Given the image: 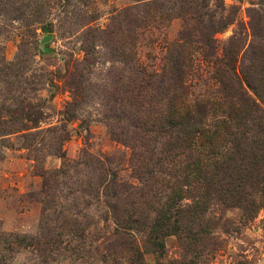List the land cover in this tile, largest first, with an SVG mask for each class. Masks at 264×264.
<instances>
[{
  "label": "rangeland",
  "instance_id": "1",
  "mask_svg": "<svg viewBox=\"0 0 264 264\" xmlns=\"http://www.w3.org/2000/svg\"><path fill=\"white\" fill-rule=\"evenodd\" d=\"M228 62L264 84L263 0H0V264H137L117 230L191 203L211 148H244L237 172L264 177L263 123L225 129L209 110L201 134L167 132L185 105L227 95ZM259 187L252 213L215 195L208 235L203 223L153 252L137 231L145 263L264 264Z\"/></svg>",
  "mask_w": 264,
  "mask_h": 264
},
{
  "label": "trees",
  "instance_id": "2",
  "mask_svg": "<svg viewBox=\"0 0 264 264\" xmlns=\"http://www.w3.org/2000/svg\"><path fill=\"white\" fill-rule=\"evenodd\" d=\"M230 61L233 60L231 59ZM175 68V72H177L183 69V66L177 65ZM224 69L229 76L224 74L219 75V81L225 88L227 95L221 100L217 98H197L193 101L192 105H185L186 117L181 120L171 121L174 124L175 130L170 127L167 129V132L171 136L170 138L175 140L181 137L189 138L190 135L196 133L201 134L203 132L204 120L209 110L232 120V123L225 120L221 122L223 124L222 128L225 127V129H232L230 127L233 125L237 127L246 122H256L263 126L264 84L248 79L242 80L236 72V67L231 62H228ZM186 89L187 86L184 81L175 84V90L178 94L186 96ZM249 90H251L253 95ZM176 103L173 104L174 107H176ZM209 150H211L212 154L215 153L219 157V161L216 162L215 169L210 168L208 162L198 158V162L193 161L194 172L197 178H199L200 184L195 189L190 188L189 192H192L190 196L192 198L191 203L182 204V201H179L177 206L173 202L169 203L165 206L164 213L160 214V217L158 216L153 219V222L150 224L136 227V229H133L134 231H131V228H129V232L117 230L115 237H121L123 241H126L127 245L130 246L129 250L136 254L137 264H146L143 257L144 254L139 251L140 246L137 241V231L146 233L144 242L152 248L153 252H159L165 248L163 239L166 236L177 234L183 238L185 236L182 232L187 230L193 231L195 228H203V226V231L199 232H205V235H208L206 232L210 225L211 229L221 226L215 220L212 223L210 222V218H206L208 217V213H206L208 211L207 208L210 207L208 203H211L215 199V195H217V202H221L226 207L236 206L249 213L258 209L259 204L255 197L257 198L258 193L262 191L259 184L264 177H262L263 175L259 177V174L263 171H259L257 175L254 170L250 175L237 172V170L240 171L243 164L245 166L246 164L249 165V162L251 163V159L246 155L245 149L238 145H233L226 150L220 149V147L219 151H214L212 148ZM191 159H195V157L192 156ZM220 165L222 169L226 168L227 171L223 178V180H226V186H224L220 178H217V180L214 178L215 170L220 171L217 169ZM209 175L212 176L210 177ZM216 184L218 187H214ZM212 191L213 195L210 197ZM202 215L205 216L204 220L201 219ZM218 220H221V218ZM170 221H172V224ZM203 223L204 225L201 226ZM209 235L211 239H217L215 236L212 238L213 235L210 232Z\"/></svg>",
  "mask_w": 264,
  "mask_h": 264
}]
</instances>
